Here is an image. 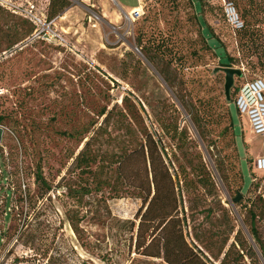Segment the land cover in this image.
Instances as JSON below:
<instances>
[{"label":"rangeland","instance_id":"obj_1","mask_svg":"<svg viewBox=\"0 0 264 264\" xmlns=\"http://www.w3.org/2000/svg\"><path fill=\"white\" fill-rule=\"evenodd\" d=\"M68 1L49 18V0H0V264H167L135 249L141 199L128 169L140 158L118 162L145 129L170 143L174 128L193 168L184 239L220 264L238 229L250 241L248 209L264 207L253 167L264 135L233 104L244 80L264 77V0H231L245 33L214 0H140L135 21L117 5L136 0ZM31 7L60 39L32 37ZM223 68L238 71L228 96Z\"/></svg>","mask_w":264,"mask_h":264},{"label":"trees","instance_id":"obj_2","mask_svg":"<svg viewBox=\"0 0 264 264\" xmlns=\"http://www.w3.org/2000/svg\"><path fill=\"white\" fill-rule=\"evenodd\" d=\"M49 1V18L56 16L69 5L68 0ZM207 1L213 3L212 0ZM220 12L227 24L222 9ZM25 18L31 24L33 23L29 18ZM244 29L245 26L236 32H246ZM157 47L159 53L165 54L163 51L167 47L164 46L163 42L159 43ZM254 78L264 79L261 76H255L251 79ZM129 97L133 99V105L138 106L144 112L143 106L129 91L125 92L122 100ZM110 114L111 110L103 111L100 116H104L105 120ZM162 130L168 134L171 131L166 127H163ZM171 135L173 142L165 143L156 138L154 131L148 132L145 129L139 148L125 154L118 162L119 165H128L134 152H137L140 158L138 170L133 173L128 169L131 176L128 185L138 190L141 199V206L136 213L138 224L136 226L135 249L139 254L147 257L163 258L167 264H213L202 250L194 244H188L183 236V226L188 217L187 210L192 209V206L188 204L187 197L189 186L192 184L190 173H192L193 168L190 166L191 160L186 158V155L179 157L175 153V151H184L188 145L185 131L178 132V129L174 128ZM84 145H87V142ZM169 150L171 158L168 156ZM82 157L83 149L77 154L74 161L80 160ZM115 170L118 171V167ZM35 182L38 183V186L45 185L46 188L39 192L38 196L46 195L50 186L45 182L41 172L35 174ZM201 183L207 184L204 181ZM182 191L186 196V205L183 204ZM32 198V196L29 197L30 202L33 201ZM23 199L21 197L16 198V205L18 202L21 203ZM253 206L248 209L250 241L238 229L234 234L233 241L223 253L220 264H264V232L257 225V219L264 220V207H260L258 204H255V208ZM147 225L151 227V230L147 228ZM134 227L135 224H132L131 231ZM230 232H234V229Z\"/></svg>","mask_w":264,"mask_h":264},{"label":"built area","instance_id":"obj_3","mask_svg":"<svg viewBox=\"0 0 264 264\" xmlns=\"http://www.w3.org/2000/svg\"><path fill=\"white\" fill-rule=\"evenodd\" d=\"M221 6L225 20L232 31L236 32L243 28L241 19L235 4L231 0H215ZM33 7L24 10L25 17L29 18L36 26L32 35L39 38L40 35L50 39H60V35L51 28V23L33 13ZM142 13V8L134 9L129 13V18L137 20ZM235 107L241 116L248 120L249 127L256 135H264V79L254 78L245 80L239 87L234 99ZM254 170L264 171V152L260 153L253 162Z\"/></svg>","mask_w":264,"mask_h":264},{"label":"water","instance_id":"obj_4","mask_svg":"<svg viewBox=\"0 0 264 264\" xmlns=\"http://www.w3.org/2000/svg\"><path fill=\"white\" fill-rule=\"evenodd\" d=\"M225 72V94L226 96L229 95V88L233 84V74L238 73L237 70L231 68H223ZM2 129L0 128V137H1ZM241 195L238 193L234 198L233 201L237 202L240 199Z\"/></svg>","mask_w":264,"mask_h":264},{"label":"crops","instance_id":"obj_5","mask_svg":"<svg viewBox=\"0 0 264 264\" xmlns=\"http://www.w3.org/2000/svg\"><path fill=\"white\" fill-rule=\"evenodd\" d=\"M136 2H137V4L136 5H126V6H124V5H122V4H120V3H118V7H119V9L122 11V12H125V11H129V12H131L132 10H134V9H136V8H141V6H140V0H136ZM112 13H113V11L110 13L111 15H112Z\"/></svg>","mask_w":264,"mask_h":264}]
</instances>
